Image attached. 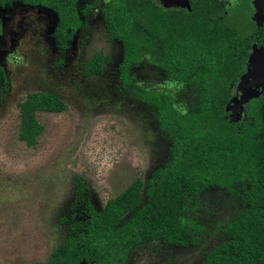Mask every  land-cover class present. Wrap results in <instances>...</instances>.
<instances>
[{"label":"trees","instance_id":"obj_1","mask_svg":"<svg viewBox=\"0 0 264 264\" xmlns=\"http://www.w3.org/2000/svg\"><path fill=\"white\" fill-rule=\"evenodd\" d=\"M57 8H65L62 1ZM218 8L216 0H191L189 12L165 10L152 0L106 2L104 31L121 44L122 83L145 56L173 83L193 88L196 101L182 114L168 95L137 93L154 111L160 133L172 136L169 163L145 182L135 179L100 211L85 179L74 176V203L64 218L68 233L43 264H126L129 251L144 239L195 248L206 230L189 213L208 190L240 199L245 208L218 226L225 239L206 252L203 264H264V111L248 113L244 124L226 118L246 50L236 26L216 19ZM109 62L98 53L81 74L100 76ZM5 84L0 68V85ZM18 109V139L34 147L44 129L37 114H59L66 106L52 93L37 92Z\"/></svg>","mask_w":264,"mask_h":264},{"label":"rangeland","instance_id":"obj_2","mask_svg":"<svg viewBox=\"0 0 264 264\" xmlns=\"http://www.w3.org/2000/svg\"><path fill=\"white\" fill-rule=\"evenodd\" d=\"M259 5L264 12V0H258ZM38 10L49 16L37 18L32 12L26 15L27 21L17 22L15 3L2 10L12 18V25L0 36V66L7 78L4 90L0 88V264L47 260L68 233L64 218L74 202V176L85 179L91 203L100 211L135 179L145 182L169 163L172 136L160 133L153 110L134 93L168 95L182 114L196 101L193 88L173 83L162 70L145 62L133 67L130 83L123 84L118 69L122 47L118 41L107 40L99 11L84 18L83 27L63 47L54 34L56 14ZM223 17L236 27L253 26L249 20L244 22L242 10ZM97 53L109 57L110 63L103 65L101 76L84 77L82 65ZM251 58L248 68L254 64V54ZM261 68H254L248 79L242 76L239 83L253 85ZM262 84L264 89V74ZM246 91L245 103L257 97L251 86ZM36 92L55 94L66 110L38 113L44 129L37 144L28 147L18 139V103ZM237 99L232 98L225 109L234 121L241 119L233 107ZM244 208L240 199L208 190L189 213L206 230L197 247L143 240L130 250L126 264H203L206 252L225 239L218 226Z\"/></svg>","mask_w":264,"mask_h":264},{"label":"flooded vegetation","instance_id":"obj_3","mask_svg":"<svg viewBox=\"0 0 264 264\" xmlns=\"http://www.w3.org/2000/svg\"><path fill=\"white\" fill-rule=\"evenodd\" d=\"M59 1L60 2L62 1L63 5L65 7L61 11H59L57 8V4L59 3ZM59 1L58 0H0V36H1V34H3L2 32L4 30L6 31L7 29H10V27L12 25V18L10 16L9 17L4 16L2 14V10L7 9V5L13 4V3H15L16 9L18 11L17 22L21 21V20L27 21L29 19V17H27V16L32 12H34L37 15V18L40 17L41 15H42L43 19L48 17L49 15L47 13L38 10L40 8L49 9L54 14H56L57 26L55 28L56 30H55L54 34H55L56 39L60 40L62 42L63 47H66V42H68L73 37V35L78 31V29H81L83 27L84 18L89 17L91 15V13H93V12L99 11V13H100L99 18H100L101 24L103 26V29H105L102 16H103V8L105 7V4L108 0H59ZM152 1L156 5H158L160 8L165 9V10L166 9L182 10V11L189 12L191 9V0H188L189 9L187 7L182 8L181 6H173V7L167 8L166 4L168 3V0H152ZM254 1L255 0H236V1L235 0L234 1L216 0L217 6L219 7L218 12L215 14L217 20H219L225 24H233L232 22L225 20L223 16L229 14L230 12L236 11V10H239V11L242 10V13L245 15V18L242 17V19H244V22L249 23L248 22V20H249L253 24V26L249 29H247V26L243 27L240 24H239V26L236 27L237 31H238V37L241 39L242 46L245 48L244 50H246V53L244 55L245 62H244L243 73L241 74V76L239 77L237 82L231 87L230 98L224 107V112H225L226 118L230 121V119H229L230 113H227L225 111V109H226L227 105L230 103V101L232 100V98L237 97L238 98L237 100L239 101L241 99V97L244 95V93L247 92L246 90L248 89L249 86H251L252 89L256 90L258 92V94H257V97L248 100V102L243 103L242 106H241V104L238 105V103H237V105H235V104L233 105V107L236 109V111L240 113L239 116H238V114H236L237 119L241 118L240 121H231V122H234L236 124H244L246 116L250 112L254 113V112H258V111H264V89H262V86H263L262 78H263V74H264L263 73L264 72V12L262 10L263 8L260 5L258 6V0H256V3H255L256 5L253 6ZM10 13H12V12L10 11ZM217 15H219V17H217ZM254 18L256 19L257 22L252 21V19H254ZM36 21H37V19H36ZM29 23H35V22L30 21ZM6 26H7V28H6ZM24 28L25 27L22 26V29H24ZM104 33H105V31H104ZM107 40H108V38H107ZM253 54H254V58H253L254 64L250 68H248L249 59H252L251 57L253 56ZM104 57H106V56H104ZM107 58L109 59V57H107ZM88 61H86V62H88ZM144 62L149 64V62L147 61V57H145V56H143L140 59V61L137 65H133L132 68L139 66V65L143 64ZM104 64H108V63H104ZM261 66H262V68H261ZM0 68L3 70V68L1 66H0ZM254 68H258V69L261 68V69H260L259 74L255 73V77L257 79L255 82H253V85H252V83H250V85H247L246 84L247 81H243L239 84L240 78L245 75L247 77L246 79H248L251 75V72L254 70ZM131 69H130V71H131ZM3 74L5 76L6 83H7V78H6V74H5L4 70H3ZM88 77H93V76H88ZM128 78H129V81L127 84H129L130 80H131L130 79V72L128 74ZM251 80L252 79H250L249 81L252 82ZM5 86H6V84H5ZM4 87H1V85H0V88L2 89V91L4 90ZM133 95L135 96V98L137 100H139L141 103H143V101L137 97V93H134ZM147 107H149V106H147ZM149 108H151V107H149ZM154 115H155V113H154ZM261 132L264 133V122H262ZM73 194H74V190H73ZM144 240H150V239H144ZM166 246H169V245H166ZM129 253H130V251H129ZM127 257H128V255H127Z\"/></svg>","mask_w":264,"mask_h":264},{"label":"water","instance_id":"obj_4","mask_svg":"<svg viewBox=\"0 0 264 264\" xmlns=\"http://www.w3.org/2000/svg\"><path fill=\"white\" fill-rule=\"evenodd\" d=\"M173 6H181L182 8L187 7L189 9L188 0H168L166 7L169 8V7H173ZM237 103H238V105L241 104V106L243 103H245L243 101V96L241 97V99L239 101L237 100ZM227 106H229V104ZM226 111H227V107H226ZM230 121H234V120L230 119ZM80 264H85V262L82 261Z\"/></svg>","mask_w":264,"mask_h":264}]
</instances>
